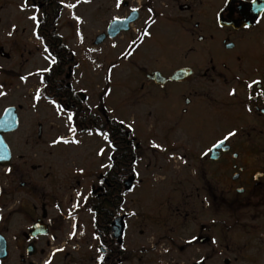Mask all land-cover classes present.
Segmentation results:
<instances>
[{"label":"flooded vegetation","instance_id":"1","mask_svg":"<svg viewBox=\"0 0 264 264\" xmlns=\"http://www.w3.org/2000/svg\"><path fill=\"white\" fill-rule=\"evenodd\" d=\"M167 1L176 36L170 39L173 51L151 71L166 81L142 82L137 97L159 103L150 116L151 142L142 147L144 136L126 135L132 151L127 156L134 163L116 161L112 149L109 163L103 164L106 171L135 172L133 190L153 177L166 181L165 201L148 203L130 218L133 212L123 213L125 198L116 218L125 217L127 227L116 239L112 224L110 230L102 225L95 229L91 211L96 208L93 200L108 201V179L78 211L60 213L54 154L49 161L41 154L34 158L11 150V161L0 163V264H264V95H258L264 89V13L253 12L250 0ZM152 20L144 26L143 37ZM140 41L139 35L135 61ZM179 71L181 79L172 80ZM257 80L260 86L249 88ZM57 86L60 90L63 83ZM146 87L150 90L143 95ZM106 95L105 86L99 109L76 97L66 110L73 109V120L80 119L81 128L109 127L114 134L124 125L105 103ZM230 131L236 134L224 140ZM45 135L37 134L38 140ZM159 140L166 143L167 153L153 147L162 145ZM222 140L220 148L214 147ZM145 152L160 153L165 165L148 164L141 173ZM34 160L38 164L31 165ZM140 204L137 200L138 209ZM82 213L92 216L94 241L80 236ZM130 237H135L134 246H129ZM187 253L193 256L189 259Z\"/></svg>","mask_w":264,"mask_h":264},{"label":"rangeland","instance_id":"2","mask_svg":"<svg viewBox=\"0 0 264 264\" xmlns=\"http://www.w3.org/2000/svg\"><path fill=\"white\" fill-rule=\"evenodd\" d=\"M125 2L129 4L128 8L124 7ZM58 3L62 5L57 22L60 36L72 51L75 62L73 77L69 82L77 91L87 96V103L92 110L99 109L101 94L108 84L105 103L115 110L118 121H123L122 124L133 131L136 138L144 136L141 146H148L151 141L147 140L153 132V118L150 116L152 111L155 113L159 103L153 104L137 97L142 95V82H148L143 76L150 74L153 68L163 62L161 59L164 55H170L173 51L170 39L174 36V25L169 23L168 16L171 13L166 6L168 1L121 0L120 7L116 6L117 0H58ZM66 4H75L76 7L68 8ZM133 8L140 11V18L132 25L130 32L123 33L113 40L107 39L100 46L94 44L96 37L105 33L112 21L121 18ZM175 10L173 9L172 15ZM33 15L38 19L36 9L30 5L26 6L24 0H0V48L11 56L10 59L0 56V117L9 107H22L18 111L19 129L7 135L6 141L14 155L34 157L35 154H41L52 161L50 155L54 154L59 172V212L70 213L72 207L76 208L78 205V211L88 203L92 189L98 188L100 176L106 171L103 164L109 163L112 151L109 142L96 134L75 133V139L79 143H63L61 138L73 139L66 123L69 112L62 106L63 111H59L42 95L44 81L41 83V75H37V72L50 68L51 64L45 59L49 54L44 51L42 42L37 38V22L30 19ZM75 17H79V21ZM151 18L152 23L143 37L141 33ZM139 35V60L135 61L132 45ZM173 60L175 62V59ZM161 67L168 68L164 63ZM21 77L27 79L22 80ZM37 89H40L39 100L34 99ZM149 90L146 87L143 95ZM39 124L43 125V131L46 133L41 140L37 138ZM137 125L139 129L134 127ZM159 141L162 142L160 150H163V144L166 143ZM167 152L168 150H163L162 153ZM159 156L158 152H145L144 160L139 165L140 172L142 173L148 164L165 165L164 157ZM35 160L30 164H38ZM160 176H164V173L161 172ZM166 185V181L155 177L142 187L137 185L133 192L127 194L123 213L133 212L130 218H134L136 211L147 207L148 203L154 202L156 205L164 202L165 196L167 197L164 191ZM137 200L141 202L139 209L136 206ZM78 220L81 223L80 236L94 241L92 216L82 213ZM130 239L129 246H134L135 237ZM187 256L190 259L193 255L187 253ZM16 257L17 252L13 249L11 260L15 261ZM239 257L243 259L242 255Z\"/></svg>","mask_w":264,"mask_h":264},{"label":"trees","instance_id":"3","mask_svg":"<svg viewBox=\"0 0 264 264\" xmlns=\"http://www.w3.org/2000/svg\"><path fill=\"white\" fill-rule=\"evenodd\" d=\"M37 3H44V7L40 12L42 16H44V23L39 26L38 35L42 39L44 45L50 50L51 54L56 58L62 61H66L69 59V51L60 37L54 32V25L52 22L54 21V16L57 15V1L56 0H32ZM66 74V66L53 67L51 71L44 75L45 81V90L44 95L49 98H63L68 99L69 101L76 98V95L72 92L66 90V88L58 89L57 83L60 82L64 78ZM76 125L80 126L79 120L76 121ZM118 126V125H117ZM119 133L122 136H119ZM109 139L113 146L114 152L116 153V161H123L124 163H128L129 165L132 163L133 159H130L127 156L128 153H132L131 149L127 146V137L126 131L119 125L117 127V132L112 133L109 129ZM116 138V139H115ZM128 152V153H127ZM129 160V161H128ZM130 167V166H129ZM131 171H110L106 174V178L108 179V184H111L108 193V201L95 200L94 205L96 208L91 211L96 214L95 217V227H102L110 230V226L113 220L117 216V212L119 207L124 203L125 194L123 189L124 179L129 176ZM104 202V203H103Z\"/></svg>","mask_w":264,"mask_h":264},{"label":"water","instance_id":"4","mask_svg":"<svg viewBox=\"0 0 264 264\" xmlns=\"http://www.w3.org/2000/svg\"><path fill=\"white\" fill-rule=\"evenodd\" d=\"M139 17V14L137 12H134L133 14H131V16L124 20V21H115L113 22L108 30V35L111 38L116 37L118 34H120L121 32H127L129 31V25L136 21ZM1 22V21H0ZM107 35L103 34L101 36H99L96 39L95 44L99 45L101 43H103L106 39ZM0 55L4 58H10V55L5 53L3 49H0ZM181 72L177 73L172 79H181L179 78L181 76ZM70 76H68L69 78ZM149 80H155L158 83H164L166 80L164 78L161 77V75L159 73H153L151 75L148 76ZM18 116L16 113L15 108H9L7 109L2 118L0 119V154H3L6 158L0 160L4 161L6 160L7 162H9L10 160V151H9V147L6 145V143L4 142L3 139V135L7 134V133H11L14 132L18 129ZM4 162V163H7ZM134 183V176H131L128 180L125 181V189L126 191H129ZM113 235L115 238L119 239L121 238V236L123 235L125 229H126V225L124 223V218H120L117 219L114 223H113Z\"/></svg>","mask_w":264,"mask_h":264},{"label":"snow or ice","instance_id":"5","mask_svg":"<svg viewBox=\"0 0 264 264\" xmlns=\"http://www.w3.org/2000/svg\"><path fill=\"white\" fill-rule=\"evenodd\" d=\"M85 2H87V0H85ZM120 3H121V0H117L116 6L120 7ZM65 6L68 7V8H75L76 7L75 4H66ZM250 7H251V10L253 12L257 13V14L264 13V0H260V2H258V0H250ZM132 11L135 12V11H137V9L133 8ZM149 11H151V9H149ZM30 19H32L33 21H36L37 25H38L39 22H38L37 17L35 15L31 16ZM75 19H77L79 21L80 18L79 17H75ZM245 26L247 27V25H245ZM37 38L38 39L40 38L39 35H37ZM44 51L46 53H48L49 50H48L47 47H45ZM45 59H48L50 64L54 65V64L57 63L56 58L54 56H52L51 53H49V55L46 56ZM49 71H51L50 68H43V69L38 70L37 75H41V83H43L42 73L43 72H49ZM30 75H31V73H30ZM21 79L25 80L27 78L26 77H21ZM260 83L261 82L258 81V80L257 81H252V83H250L248 86H249V88H251L253 84H255L257 86H260ZM234 93H235V90H233L232 93H230V94H234ZM0 94H2V93H0ZM258 95H264V89H262V91L260 93H258ZM34 99H36V100L40 99V89H37ZM49 103L53 104L59 111H61V112L63 111V109L61 108V105H59L55 100H49ZM73 116H74V113L69 112V113H67V117H66V123L68 125V131L73 135V139L72 140H67V139L61 138L63 140V143H79V141H77L75 139V133H76L77 129H76L75 123L73 122ZM121 123H123V121H121ZM89 134L90 135L92 134L91 131L89 132ZM97 134L98 135H102L103 138L106 141H109V134L107 132H99V131H97ZM235 134H236L235 131L228 132L227 135L225 136L224 140H227L228 138L234 136ZM109 143H111V141H109ZM223 143H224L223 140L219 141L218 144L215 145L214 147L218 148V147L222 146ZM153 147L159 148L160 145L153 144ZM102 153H103V149H101L100 154H102ZM5 158L6 157L3 154H0V160L5 159ZM107 166L111 167V165H107ZM8 171H11V169H8ZM76 207H78V205H76ZM75 227L76 226L74 224L73 225L74 231L70 234L72 236L75 235ZM193 239H195V237ZM189 243H191V241H189ZM56 251H62V249H56ZM99 259L101 261H103L104 258H103V256H100ZM45 264H51L50 260L49 261H45Z\"/></svg>","mask_w":264,"mask_h":264}]
</instances>
